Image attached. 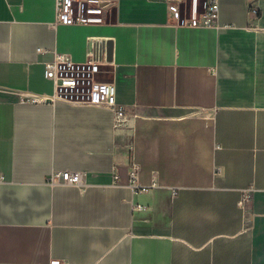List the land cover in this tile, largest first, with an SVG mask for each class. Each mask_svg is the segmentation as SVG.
<instances>
[{
  "label": "crops",
  "instance_id": "0c3cea01",
  "mask_svg": "<svg viewBox=\"0 0 264 264\" xmlns=\"http://www.w3.org/2000/svg\"><path fill=\"white\" fill-rule=\"evenodd\" d=\"M115 1L81 25L0 0V264H264V0H221L218 27L184 25L191 0ZM89 37L121 124L52 101L45 63L85 61ZM67 169L86 184L48 182Z\"/></svg>",
  "mask_w": 264,
  "mask_h": 264
},
{
  "label": "built area",
  "instance_id": "2783aa9c",
  "mask_svg": "<svg viewBox=\"0 0 264 264\" xmlns=\"http://www.w3.org/2000/svg\"><path fill=\"white\" fill-rule=\"evenodd\" d=\"M115 0H56V20L63 24L96 25L109 20V14L116 6ZM190 16L183 24L192 27L220 26L221 0H191ZM249 10L255 16L260 14L256 5ZM110 63L109 44L104 38L89 37L87 58L76 62L64 54L57 53L55 58L45 63V76L54 82L52 101L66 100L76 104L106 106L113 110L115 124H121L128 118L125 106L117 103L114 81L100 78L102 65ZM29 99V98H28ZM33 101H45L46 98L30 97ZM134 168L137 164L134 163ZM116 178H119L116 175ZM86 172L77 170H55L48 177L52 185L66 184L84 186ZM4 177L0 175V182ZM130 185L136 189V171L131 172ZM250 189L245 190V198ZM141 209L143 205L136 204ZM53 264H60L59 261Z\"/></svg>",
  "mask_w": 264,
  "mask_h": 264
}]
</instances>
